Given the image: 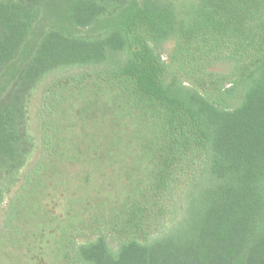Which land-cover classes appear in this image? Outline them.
<instances>
[{"label":"trees","instance_id":"1","mask_svg":"<svg viewBox=\"0 0 264 264\" xmlns=\"http://www.w3.org/2000/svg\"><path fill=\"white\" fill-rule=\"evenodd\" d=\"M72 70L83 112L112 115L114 137L133 115L152 164L72 259L264 264V0H0V210L37 150L34 92Z\"/></svg>","mask_w":264,"mask_h":264},{"label":"rangeland","instance_id":"2","mask_svg":"<svg viewBox=\"0 0 264 264\" xmlns=\"http://www.w3.org/2000/svg\"><path fill=\"white\" fill-rule=\"evenodd\" d=\"M171 46L166 44L164 51ZM227 70L225 64L206 68ZM178 75L187 81L182 71ZM199 75L188 74L196 81ZM78 77V70L57 72L34 92L29 125L37 150L0 210V264H80L72 259V242L90 237L96 221L112 220L130 195L129 187L152 165L139 157L133 115L120 137H114L112 115L101 117L93 104L83 112L84 101L93 96ZM104 93L102 98L111 88ZM111 141L114 158L96 159V145L105 143L108 149ZM171 199L179 201L177 195Z\"/></svg>","mask_w":264,"mask_h":264}]
</instances>
